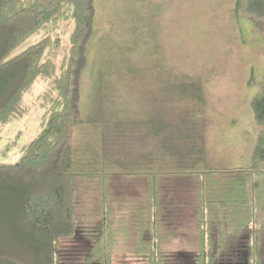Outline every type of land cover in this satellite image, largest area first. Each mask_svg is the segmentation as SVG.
<instances>
[{
  "label": "trees",
  "instance_id": "trees-1",
  "mask_svg": "<svg viewBox=\"0 0 264 264\" xmlns=\"http://www.w3.org/2000/svg\"><path fill=\"white\" fill-rule=\"evenodd\" d=\"M247 6L262 9L264 0H248ZM95 13V0H0V131L30 112L26 97L36 84L33 102L41 110L38 130L20 147L19 160L0 163V264H61V240L76 231L80 180L93 181L98 197V221L87 213L92 244L86 264H111L129 241L145 264L168 263L175 254L166 248L170 233L162 227L161 187L170 176L196 180L197 264L238 258L264 264V128L248 166H207L204 134L186 126L190 118L178 124L162 117L138 121L149 130L143 152L131 160L112 156L125 121L84 118L79 102ZM178 86L192 93L202 114L206 101L199 82ZM252 106L264 125V88ZM115 177L144 178L142 202H117L110 188Z\"/></svg>",
  "mask_w": 264,
  "mask_h": 264
},
{
  "label": "rangeland",
  "instance_id": "rangeland-1",
  "mask_svg": "<svg viewBox=\"0 0 264 264\" xmlns=\"http://www.w3.org/2000/svg\"><path fill=\"white\" fill-rule=\"evenodd\" d=\"M247 4L248 0H95L94 33L87 44L79 102L84 118L125 121L124 138L112 145V156L131 160L143 152L149 130L138 121L153 117L178 124L190 118L186 126L204 134L207 166L250 164L264 128L252 106L264 88V7L257 10ZM192 81L203 91L202 114L196 111L199 103L192 93L178 86ZM37 85L26 97L32 103L30 112L0 131V163L18 161L20 147L38 130L41 110L33 102ZM195 183L190 177L162 180V227L170 233L166 248L177 264L184 262L182 253L192 263L196 255ZM146 186L144 178L115 177L110 188L117 202L140 204ZM76 187V231L61 240V264H86L92 244L86 234L87 213L98 221L95 184L80 180ZM132 244L118 250L111 264H145L130 251Z\"/></svg>",
  "mask_w": 264,
  "mask_h": 264
},
{
  "label": "flooded vegetation",
  "instance_id": "flooded-vegetation-1",
  "mask_svg": "<svg viewBox=\"0 0 264 264\" xmlns=\"http://www.w3.org/2000/svg\"><path fill=\"white\" fill-rule=\"evenodd\" d=\"M238 251H239L238 254L240 255L242 249L241 248H238ZM246 254H247L246 251H244L243 255L245 256ZM181 255L184 256V262H181V263L178 262V264H197V262H196V255L193 258V263L189 261L188 255L183 254V253ZM241 262H243V264H244V261H242V260H240V258H238L234 263H231V264H240ZM166 264H177L176 263V258L175 257L172 258L171 261H168V263H166Z\"/></svg>",
  "mask_w": 264,
  "mask_h": 264
},
{
  "label": "water",
  "instance_id": "water-1",
  "mask_svg": "<svg viewBox=\"0 0 264 264\" xmlns=\"http://www.w3.org/2000/svg\"><path fill=\"white\" fill-rule=\"evenodd\" d=\"M244 264H248V261L246 260V261L244 262Z\"/></svg>",
  "mask_w": 264,
  "mask_h": 264
}]
</instances>
